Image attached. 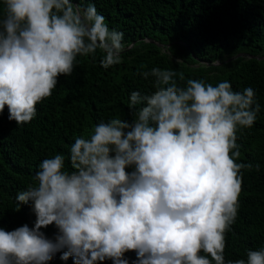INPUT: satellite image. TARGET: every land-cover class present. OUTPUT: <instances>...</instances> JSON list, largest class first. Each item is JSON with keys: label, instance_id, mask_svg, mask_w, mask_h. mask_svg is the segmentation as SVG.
Wrapping results in <instances>:
<instances>
[{"label": "clouds", "instance_id": "1", "mask_svg": "<svg viewBox=\"0 0 264 264\" xmlns=\"http://www.w3.org/2000/svg\"><path fill=\"white\" fill-rule=\"evenodd\" d=\"M0 3V115L7 108L17 126L37 116L78 57L94 60L99 51L107 70L132 47L94 3ZM140 75L153 90L130 94L131 121H101L88 138H75L67 157L44 159L35 184L17 193L18 210L29 205L35 223L0 228V264H50L57 253L74 264H129V252L132 264H264V247L246 259L224 255L242 170L252 167L237 162V133L256 122L255 91H234L228 80L181 85L183 73L159 67ZM51 225L54 239L41 231Z\"/></svg>", "mask_w": 264, "mask_h": 264}, {"label": "trees", "instance_id": "2", "mask_svg": "<svg viewBox=\"0 0 264 264\" xmlns=\"http://www.w3.org/2000/svg\"><path fill=\"white\" fill-rule=\"evenodd\" d=\"M88 3L132 47L122 54V63L107 70L100 65L99 51L94 60L78 57L73 73L59 77L30 123L17 126L5 108L0 115V228L34 227L30 206L18 210L15 197L35 184L38 165L55 154L67 157L75 138H88L101 121H131L130 94L153 90L151 78L145 80L140 73L159 67L183 73L181 85L187 79L214 86L228 80L234 91H255L260 104L256 122L237 133V162L252 167L242 170L240 206L226 234L225 261L246 259L249 249L264 247V0H83L81 6ZM66 168L71 170L67 161ZM41 231L49 239L57 234L54 225ZM60 255L50 264H74L71 257L63 261ZM125 258L132 264L136 255L129 252Z\"/></svg>", "mask_w": 264, "mask_h": 264}, {"label": "water", "instance_id": "3", "mask_svg": "<svg viewBox=\"0 0 264 264\" xmlns=\"http://www.w3.org/2000/svg\"><path fill=\"white\" fill-rule=\"evenodd\" d=\"M240 56H245V54H242V55H239V56H237V57H234V58H232V59H230V60H235L236 58H238V57H240Z\"/></svg>", "mask_w": 264, "mask_h": 264}]
</instances>
